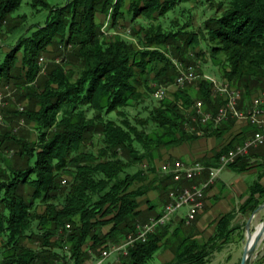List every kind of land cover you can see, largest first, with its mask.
Masks as SVG:
<instances>
[{"label":"trees","instance_id":"16d2710c","mask_svg":"<svg viewBox=\"0 0 264 264\" xmlns=\"http://www.w3.org/2000/svg\"><path fill=\"white\" fill-rule=\"evenodd\" d=\"M23 1L0 0V38L20 30L21 24L9 21ZM28 3L49 14L9 51L0 49V91L11 84L19 100H28L25 111L12 114L36 125L37 140L0 135V264H87L146 223L139 209L144 192L135 190L143 171L132 174L134 166L151 165L163 149L221 136L233 123L215 128L193 122L188 112L193 98L187 90L160 100L145 118L131 117V108L142 105L151 90L156 60L166 63L153 80L172 78L169 60L149 47L175 45L178 51L204 45L222 67L223 80L241 91L244 102L253 92H264V0H66L61 7H50L46 0ZM199 9L194 26L192 11ZM97 14L108 17V30L127 16L145 22L143 49L118 35L105 38ZM17 17L22 25L26 22L25 15ZM182 17H187L184 24ZM58 43L60 49L72 48L70 66L51 65L38 79L42 53ZM212 86L202 80L196 93L205 111L215 114L223 99L214 96ZM232 148L230 144L216 157ZM247 166L248 156L229 168ZM177 186L168 175L158 190L168 202L170 191L182 189ZM263 202L264 187L256 183L238 211L252 213ZM236 214L221 217L207 242L181 239L168 264H209L243 227L232 225ZM177 231L168 236V225L158 227L145 242L129 247L121 264H146L160 248H171Z\"/></svg>","mask_w":264,"mask_h":264},{"label":"rangeland","instance_id":"374dc122","mask_svg":"<svg viewBox=\"0 0 264 264\" xmlns=\"http://www.w3.org/2000/svg\"><path fill=\"white\" fill-rule=\"evenodd\" d=\"M46 1L50 7H61L66 3V0H46ZM192 12L194 13V16H195L194 26H197L200 20V16L202 14L201 9L195 10ZM48 14H49V10H46V9L36 10L30 6V4L28 3V0H24L19 10L15 14L12 15V18L9 21V25L12 24V26H15V25L21 24V28L20 30L16 31L14 34H7L1 37L0 38V49L4 52L9 51V46L14 45L17 39L21 35L27 34L28 28L32 26H36V25H43L48 17ZM181 14H182V11L181 9H179L176 15L180 16ZM22 15L26 16V22L23 25L22 23L24 20L21 23L19 17H17V16H22ZM183 18L186 19L187 17H182L181 19ZM184 22L185 21L183 19L180 24H184ZM97 24L99 25L100 32L101 33L103 32L104 37L107 39L112 38L114 35H118L126 39L128 42L133 43L137 47V49H140V50H142L144 47V44L142 43H145V41H147L146 33L143 30L144 29L143 27H145L147 24L140 20L132 22L129 20L127 16V18L125 19H120L113 29L108 30V28L110 27V20L108 19V17L102 14H97ZM59 45H62V44L58 43L55 45H48L45 49V52L42 53L41 58L43 59V61L41 62V58H40L38 62L39 67H40V72L37 76L38 79H40L46 74V72L49 70V67L51 65H54V64L61 65L62 64L68 67L70 66L68 65L69 64L68 61L72 55V48H64L63 46L62 49H60ZM154 46L155 45H153L152 47H149V50H158L159 52H161V54H163V56H165L167 60H169V63H170L169 67L171 68V71L169 70V73L170 75H172V78L164 80L162 82L158 80L157 81L153 80L156 72L159 69H162L166 63V61L162 62V61L156 60V62L154 63L155 69L151 72V75H150V78L152 79V81H150L149 83L151 90L149 91V93L145 94L144 102L142 105L136 108H131V111H130L131 117L138 116L139 118H145L148 115V110L152 109L155 106H158L159 101L161 100L155 96V92L158 89H162L164 91V99L166 100L173 99L175 93L178 92L179 90H185V91L187 90L192 95V98H193V103L191 105V108H192L196 105L197 102L203 103V101L198 97L196 93V90L198 89V85L202 80L207 81L210 84H212L211 80L219 84L225 82V80H223V77H222L223 76L222 67L218 65L217 62H214L213 59L208 55L207 49L204 45L201 48L199 47L194 48V49L186 48L185 50L180 49L178 51L175 50L176 48L175 45H170V46L166 45L163 47H154ZM187 72L192 73L194 76V79L189 83L188 82L185 83V85L183 86L179 85L177 83V78ZM212 92L214 93V91ZM260 95H264V92L262 91L253 92L249 98H246L244 100V102L251 103L252 98H254L255 96H260ZM214 96H219V95L214 93ZM28 105H29V102L27 99L19 100L17 88L14 87L13 85L10 84V86H7L0 91V135L4 134L5 132H10L11 134H15L17 136H21L25 134L26 136L29 137L31 141L37 140V132L35 130L36 125L33 122L27 123L22 117H17V115L15 116L14 114H12L13 111H18V112L25 111ZM191 128L193 129L194 127H191ZM12 155H13V152L9 153V156H12ZM147 165L148 164L146 162L139 163L138 165L132 168V174L137 171H142V170L144 171L145 169H147ZM158 165L159 167L157 171L159 175L164 176L160 171L161 170L160 163ZM169 201L170 200L168 199V202ZM167 203L165 204V206L167 205ZM186 211L187 209L183 208L178 213L185 215ZM262 214H264V209L261 210L254 218L251 228H250L251 232L255 231V227L260 221L259 219L261 218ZM152 219H155V218H152ZM149 222L150 220L145 224H148ZM183 223L185 224L184 220H183ZM193 223L191 225H193ZM167 224H169V222ZM191 225L185 224V226H191ZM108 228H109L108 226L104 227L102 229L103 232H106ZM234 241L235 240L233 238L228 243L230 245H228L227 247L228 249L226 251L222 250L220 252L215 253L212 256V259L209 264H240L241 252L238 253L239 252L238 250H240L241 246L245 244V237L242 241V239H240L238 236L237 241L236 242ZM164 249L166 248H163L162 250ZM256 252L257 254L253 258L252 264H264V240L260 243L259 248ZM236 253L238 256L236 255L235 257ZM94 256H95L94 257L95 259H91L87 264H96L97 261L94 262V260L99 261L100 254H95ZM125 256L126 255L124 254H120L117 256L116 254H114V255H111L109 258L114 257L117 260V264H121L124 259L123 257ZM109 258L103 261L102 264H108V262L106 261L109 260ZM146 264H162L161 258L159 257V253L157 252L153 256V258L150 259Z\"/></svg>","mask_w":264,"mask_h":264},{"label":"crops","instance_id":"0c3cea01","mask_svg":"<svg viewBox=\"0 0 264 264\" xmlns=\"http://www.w3.org/2000/svg\"><path fill=\"white\" fill-rule=\"evenodd\" d=\"M249 104L250 103L242 102L240 108L245 110L248 108ZM230 121H233L232 125L221 136H204L192 142H184L178 146L163 149L155 156L153 163L147 165V169L144 171L142 170V179L135 183V190L143 189L144 194L139 198V209L143 213V219L146 223L156 215H159L167 202V197L161 195L158 188L160 182L166 179L168 175H159L157 171L159 167L158 164L160 163L161 165V163L164 162L173 163L174 161L190 164L197 161L207 168L218 167L219 158L216 156L222 150L228 148L230 144H232L233 147L241 145L256 131V128L250 125L246 120L230 119L223 124L228 125ZM240 168L241 167L233 169L228 167L224 169L219 177L205 189L204 207L198 214L193 225L185 226L183 223L184 214L179 213L167 224L170 231L168 236L177 229V232L180 234H173L175 237H173L171 248L162 250L165 248L162 247L157 251L162 264H168L173 261L175 250L180 240L184 237L194 238L201 243L207 242L214 235L219 219L233 211L237 212V214L232 225H241L243 227L238 229L232 237L235 240L234 242L237 241L239 235H243L244 239L246 236L245 226L252 213L247 212L242 214L238 210L247 199L248 191L251 186L258 183L260 186L264 187V146L252 149L248 156V166L244 170H238ZM207 180L208 173H204L201 177L191 181L190 184L200 186L206 183ZM184 184L185 183H182L180 185L179 183L177 188L185 187ZM151 206L154 207L152 211H150ZM259 220L255 229L264 220V214L261 215ZM228 245L230 244H226L223 250L226 251ZM243 249L244 244L241 246L240 250H238L239 252L237 251L238 253L241 252V258ZM236 255L237 253L235 257ZM106 262H108V264H117V260L114 257L109 258Z\"/></svg>","mask_w":264,"mask_h":264},{"label":"built area","instance_id":"2783aa9c","mask_svg":"<svg viewBox=\"0 0 264 264\" xmlns=\"http://www.w3.org/2000/svg\"><path fill=\"white\" fill-rule=\"evenodd\" d=\"M43 59L41 58V62ZM194 79L192 73L182 74L177 78L179 85H185ZM213 84V91L223 99V104L218 108L215 114L206 112L204 104L197 102L196 105L188 111L193 114L192 121L200 122L201 125H212L219 127L226 121L246 120L250 125L256 128L255 133L247 138L241 145L235 146L223 153L218 161L219 165L216 168H207L200 162H192L186 164L181 161L173 163L164 162L161 164L160 171L163 175H171L176 183H181L184 180L193 181L201 177L204 173H208V180L206 183L198 186L191 185L183 187L179 192L174 190L169 192V202L165 206L161 216L157 219H152L148 224H139L136 232L129 234L122 243L113 244L107 250L101 252L99 261L96 264H102L111 255L124 254L127 255V250L136 242H145L148 235L153 233L158 227L166 225L170 222L178 212L186 208V214L183 220L186 225H191L197 218L198 214L203 210L205 200V189L216 180L219 175L233 164L238 158L249 155L252 149L264 146V95L255 96L251 99V103L247 109L240 108L242 100V93L240 90L231 87L227 82L217 83L211 80ZM158 99H164V91L158 89L155 92ZM191 131H194L189 127ZM69 227V226H67Z\"/></svg>","mask_w":264,"mask_h":264},{"label":"water","instance_id":"95a60500","mask_svg":"<svg viewBox=\"0 0 264 264\" xmlns=\"http://www.w3.org/2000/svg\"><path fill=\"white\" fill-rule=\"evenodd\" d=\"M263 209H264V203L259 205L257 209L252 212V214L250 215L246 223L245 244H244V249H243L240 264H252L253 258L257 254L256 251H257L258 245L264 238V220L259 225V227L255 229L254 232L250 231L254 218Z\"/></svg>","mask_w":264,"mask_h":264},{"label":"bare ground","instance_id":"6f19581e","mask_svg":"<svg viewBox=\"0 0 264 264\" xmlns=\"http://www.w3.org/2000/svg\"><path fill=\"white\" fill-rule=\"evenodd\" d=\"M258 227H259V226H257V228H258ZM263 239H264V238H263ZM261 242H262V241H261ZM261 242H260V243H261Z\"/></svg>","mask_w":264,"mask_h":264}]
</instances>
